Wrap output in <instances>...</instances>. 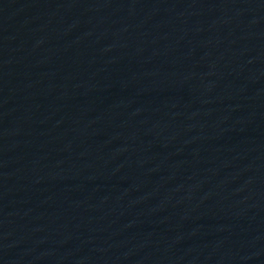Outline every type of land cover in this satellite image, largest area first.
<instances>
[{
	"label": "water",
	"instance_id": "water-1",
	"mask_svg": "<svg viewBox=\"0 0 264 264\" xmlns=\"http://www.w3.org/2000/svg\"><path fill=\"white\" fill-rule=\"evenodd\" d=\"M2 264H264V0H0Z\"/></svg>",
	"mask_w": 264,
	"mask_h": 264
}]
</instances>
